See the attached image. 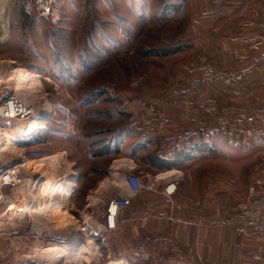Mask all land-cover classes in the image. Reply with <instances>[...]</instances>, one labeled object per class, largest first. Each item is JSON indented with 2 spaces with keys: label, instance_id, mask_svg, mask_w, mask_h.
Masks as SVG:
<instances>
[{
  "label": "rangeland",
  "instance_id": "rangeland-1",
  "mask_svg": "<svg viewBox=\"0 0 264 264\" xmlns=\"http://www.w3.org/2000/svg\"><path fill=\"white\" fill-rule=\"evenodd\" d=\"M219 4L227 14L213 22L204 19L215 8L209 0H57L47 17L37 16L34 0H0V106L14 96L35 111L24 121L0 123V135L33 118L46 127L31 139H3V147L8 140L12 146L0 151V173L15 168L26 184L1 189L0 216L32 199L62 204L56 217L0 218V253L18 264H140L137 221L133 230L122 228L121 216L115 230L104 223L108 198L124 193L128 174L161 195L177 182L176 194L190 200L208 180L245 187L264 169L262 74L231 84L225 77L235 75L234 64L204 67L224 63L215 47L225 44L218 30L234 37L236 15L258 6ZM20 69L39 78L16 91ZM151 157L176 168L154 170ZM60 177L68 184L62 193L38 197L29 186ZM74 236L80 260L39 259Z\"/></svg>",
  "mask_w": 264,
  "mask_h": 264
},
{
  "label": "crops",
  "instance_id": "crops-1",
  "mask_svg": "<svg viewBox=\"0 0 264 264\" xmlns=\"http://www.w3.org/2000/svg\"><path fill=\"white\" fill-rule=\"evenodd\" d=\"M219 1L209 0L215 8L210 7L211 12L204 19L214 22L227 14L220 11ZM263 4L264 0H250L252 9L253 5L258 6L257 11L236 15V19L240 18V27L234 37L225 34L223 29L218 30L225 44L215 47L220 48V60L224 63L204 67L223 69L221 66L230 65V69L235 65V75L225 77L231 84L250 78L259 81V74L264 81V11L259 12ZM210 31H205L204 36L210 38ZM220 75L218 78H224ZM249 184L244 187L235 180L213 178L203 184L200 197L191 193L190 200L180 197L178 189L171 208L161 199L160 191H140L121 216L123 229H135L137 221L140 264H253L257 242L237 208ZM160 212H170L173 221L156 218L155 213ZM16 259L0 253V264H18Z\"/></svg>",
  "mask_w": 264,
  "mask_h": 264
},
{
  "label": "built area",
  "instance_id": "built-area-1",
  "mask_svg": "<svg viewBox=\"0 0 264 264\" xmlns=\"http://www.w3.org/2000/svg\"><path fill=\"white\" fill-rule=\"evenodd\" d=\"M53 0H34L35 12L39 17L50 15L51 4ZM33 116V109L24 105L23 102L16 100L14 96L5 98L0 106V123H15L29 119ZM5 172H8L6 170ZM0 173L1 176L5 173ZM18 172V171H16ZM9 174L0 180V201L3 199L1 189L5 186L12 187L19 184L16 175L12 177L15 181L11 183ZM7 179V180H4ZM18 181V182H17ZM124 193L122 195L111 196L108 198L105 214V229L108 231L115 230L116 224L122 216V213L131 204L132 199L144 189L143 182L135 174H128L123 180ZM177 191V182H169L163 189L165 203L173 206V196ZM237 208L242 216L247 220L255 236L257 247L252 256L253 264L264 262V169L256 175L247 188V194L240 199ZM159 219L173 221L172 214L169 212L159 213Z\"/></svg>",
  "mask_w": 264,
  "mask_h": 264
},
{
  "label": "bare ground",
  "instance_id": "bare-ground-1",
  "mask_svg": "<svg viewBox=\"0 0 264 264\" xmlns=\"http://www.w3.org/2000/svg\"><path fill=\"white\" fill-rule=\"evenodd\" d=\"M53 1L56 2L57 0H53ZM38 78L39 77L37 75H32L31 73H29L28 71H25L24 69H20V70L15 71V73L13 75V80H15L14 82H16L17 84L20 85V87H18L16 89V91L19 89L25 90L27 85H33L35 83V81L36 82L38 81ZM34 113H35V111H34ZM45 129H46V127L42 122H40L38 119L33 118L31 122L29 121L25 126L17 129L16 132L15 131H12V132L8 131V133L6 135H0V151L4 152L7 149L9 150L12 146V143L7 139L8 141H6V142H8V144L5 145V147H3V139L4 138H7L9 136L11 137L13 135L19 139H31V138L35 137L41 131H44ZM6 174H9L12 177H14L15 175L18 176V172H16V169L11 168V170L8 169V172H5L1 176L0 180H2L3 177L6 176ZM173 174H175V172H173V173L171 172L170 175H173ZM113 176L118 178V176L116 174ZM12 177H10L11 183L15 181L14 179H12ZM60 178L61 179H53V180L47 179V180H44L42 183L30 182L29 186H30V188H33V192H37L36 196H38V197L39 196L41 197V196L46 195V194L62 193V192H64V187L68 186V184L66 181L62 180L64 177L63 178L60 177ZM16 179L19 180L17 177H16ZM4 180H7V179H4ZM24 181H19V183H20L19 185L21 187V190H25V186L23 184L24 183L26 184V182H24ZM28 181L29 180L27 179V183H28ZM34 194L35 193H33V195ZM61 211H62V204H61L60 199H57V200H50V199H44V200L43 199H37V200H35V199H32V201H30V200L24 201L23 203H20V205H13V204L10 205L9 209L6 210L5 213H3L0 216V218H7L8 215H12L15 213H20V214L38 213L39 215L47 214V215H51V216L56 217L59 215V213ZM95 226H96V224H95ZM44 229H46V228H44ZM78 240H79V238H76L74 236V238L72 237L70 243L67 245L66 244H64V245H57V244L56 245H50V247H48L47 249H45L43 251V254H44L43 257L40 256L39 259L42 260L43 262H49V261H55V260L60 261V259H63V258H69V257L71 258V256L74 257L75 259H80L82 257L80 255L81 253L79 251V248L81 246H80V244L77 245ZM74 244H76L77 246L75 245L76 247L73 249L72 245H74ZM89 245L90 246L92 245V241H89ZM106 264H127V262L121 261V260H119V261L118 260L117 261L111 260V261H108V263H106Z\"/></svg>",
  "mask_w": 264,
  "mask_h": 264
},
{
  "label": "trees",
  "instance_id": "trees-1",
  "mask_svg": "<svg viewBox=\"0 0 264 264\" xmlns=\"http://www.w3.org/2000/svg\"><path fill=\"white\" fill-rule=\"evenodd\" d=\"M147 165L154 170H167L176 168V163H173V161H154L152 157L148 159Z\"/></svg>",
  "mask_w": 264,
  "mask_h": 264
},
{
  "label": "water",
  "instance_id": "water-1",
  "mask_svg": "<svg viewBox=\"0 0 264 264\" xmlns=\"http://www.w3.org/2000/svg\"><path fill=\"white\" fill-rule=\"evenodd\" d=\"M2 169V168H1Z\"/></svg>",
  "mask_w": 264,
  "mask_h": 264
}]
</instances>
